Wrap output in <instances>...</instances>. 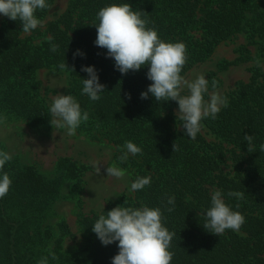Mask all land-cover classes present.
I'll return each instance as SVG.
<instances>
[{
	"label": "trees",
	"instance_id": "trees-1",
	"mask_svg": "<svg viewBox=\"0 0 264 264\" xmlns=\"http://www.w3.org/2000/svg\"><path fill=\"white\" fill-rule=\"evenodd\" d=\"M113 3H129L133 10L143 11L148 26L161 39L186 45L184 76L209 60L220 44L241 34L249 44L264 42V9L255 0H69L57 19L30 33L22 31L19 20L8 19L0 26V118L48 128L52 117L41 97L37 72L49 69L66 74V95H72L82 112L89 113L77 131L111 143L118 151L116 163L131 171L132 181L151 175L150 186L108 202L105 213L118 205L143 203L161 208L164 226L176 233L169 249L174 253L171 264H264V151L260 150L264 144V70L254 67L248 82H238L227 94L228 106L221 107L215 120H203L202 130L192 140L176 120V102H156L150 94L140 98L151 84L147 67L121 75L114 60L106 58V49L95 46L96 13ZM48 8L36 12L42 23ZM48 38L59 45L58 51H50ZM77 50L83 56L74 57ZM244 52L228 65L248 60V50ZM62 63L67 68L62 69ZM82 66H93L105 86L98 101L82 94L81 80L88 78ZM207 80L211 89L213 81L216 86L219 82L214 72L207 74ZM245 135L254 137V152H248ZM125 141L140 147L143 154H130L120 163L118 149ZM173 143L178 146L174 152ZM3 171L12 185L0 199V264H37L49 252L58 257L55 261L49 257V264H111L118 253L116 243L102 245L91 230L100 212L78 216L83 240L72 251L62 246L64 239H75L67 223L58 222L57 232L45 224L54 203L74 198L80 202L86 165L60 158L54 174L48 176L12 157ZM217 189L245 217L238 232L228 230L219 237L203 228L202 215ZM229 191L244 192V198H230ZM172 196L174 211L169 213L167 208L173 205L167 204V198Z\"/></svg>",
	"mask_w": 264,
	"mask_h": 264
},
{
	"label": "clouds",
	"instance_id": "clouds-1",
	"mask_svg": "<svg viewBox=\"0 0 264 264\" xmlns=\"http://www.w3.org/2000/svg\"><path fill=\"white\" fill-rule=\"evenodd\" d=\"M46 0H0V16L11 21H20L22 31L30 33L37 29L42 21L37 18L36 12L48 8ZM145 13L133 10L129 3L109 4L98 10L95 24L96 39L94 44L98 48L106 49V58L114 60V68L121 75L129 71L136 72L147 67L146 78L151 81L147 90L141 92L140 98L147 99L149 94L156 102L174 101L178 105L175 113L176 120L181 122L180 128L184 135L195 140L202 130L203 120H215L221 107L228 106V100L215 91L209 92V82L202 73H196L188 79L182 75L187 63V49L183 42H168L160 38L154 27H149L148 20L143 18ZM50 51L56 52L59 45L51 43L48 38ZM83 56L79 50L75 56ZM255 65L261 67V61L256 59ZM67 68L65 63L60 65ZM81 71L87 74L82 79V94L90 100L98 101L105 86L99 83L98 74L93 66L83 67ZM207 96V99L205 98ZM130 99V96L128 97ZM52 117L50 124L58 129H65L66 134L74 135L81 123H86L89 113L81 110L78 101L72 95L57 94L49 105ZM248 152H254V137L245 135ZM173 152L178 146L173 143ZM121 156L120 163L126 162L128 155H142V149L131 141H125L118 149ZM264 151V144L260 145ZM10 153L0 150V199L4 198L12 185L9 174L3 171L7 162L11 161ZM97 168V172H99ZM107 176L123 180L128 173L126 170L113 164L105 169ZM151 184V175L137 176L130 184L131 191L143 190ZM244 192L229 191L227 196L242 200ZM167 211H174L175 197H168ZM240 204L235 205L239 209ZM205 223L203 228L219 237L226 231L238 232L245 223L243 214L226 203L221 190H213L210 195V206L202 210ZM102 245L116 243L118 253L112 257L111 264H171L174 253L169 249L176 235L170 232L163 223V213L159 207H149L141 203L139 207L116 206L106 213L103 207L98 218L91 227ZM49 257L55 261L58 257L49 252L42 256L37 264H49Z\"/></svg>",
	"mask_w": 264,
	"mask_h": 264
},
{
	"label": "rangeland",
	"instance_id": "rangeland-1",
	"mask_svg": "<svg viewBox=\"0 0 264 264\" xmlns=\"http://www.w3.org/2000/svg\"><path fill=\"white\" fill-rule=\"evenodd\" d=\"M255 1L264 9V0ZM49 2L43 26L47 21L57 19L69 0ZM7 20V17L0 16V26ZM244 49L248 50V60L228 65L244 55L246 53ZM256 59L261 61L260 68L264 70V42L249 44L246 36L241 34L231 41L220 44L209 60L195 66L185 77L191 79L194 74L202 73L207 79V74L214 72L219 81L215 91L227 98V94L236 88L238 82H248L252 69L257 67L254 62ZM37 80L40 83L41 97L48 105L57 94L66 95L68 83L66 74L40 69L37 72ZM212 91L214 89L210 88L209 92ZM205 98L207 99V96ZM0 150L17 157L24 164L34 165L48 176L54 174L60 158H70L88 167L79 195L80 202L75 198L58 201L52 205L45 218V224L52 226L56 232L58 230L56 224L60 221L66 222L71 233L75 235L74 240L64 239L62 246L66 251H72L82 243L78 216L98 213L108 202H116L121 195L128 197L133 195V191L130 190L131 171L124 169L128 175L123 180L107 176L105 171L113 164L120 167L115 161L117 149L106 140H93L77 129L74 135L69 136L65 129H58L51 124L48 128L32 127L23 121L0 118ZM97 168L100 169L99 172Z\"/></svg>",
	"mask_w": 264,
	"mask_h": 264
}]
</instances>
